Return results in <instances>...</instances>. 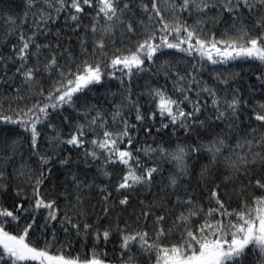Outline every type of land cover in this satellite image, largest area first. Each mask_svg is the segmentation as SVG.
I'll return each mask as SVG.
<instances>
[{
  "label": "snow or ice",
  "instance_id": "6c2138e0",
  "mask_svg": "<svg viewBox=\"0 0 264 264\" xmlns=\"http://www.w3.org/2000/svg\"><path fill=\"white\" fill-rule=\"evenodd\" d=\"M0 264H264V0H0Z\"/></svg>",
  "mask_w": 264,
  "mask_h": 264
},
{
  "label": "trees",
  "instance_id": "16d2710c",
  "mask_svg": "<svg viewBox=\"0 0 264 264\" xmlns=\"http://www.w3.org/2000/svg\"><path fill=\"white\" fill-rule=\"evenodd\" d=\"M6 2H16V0H6ZM244 72L247 73L249 71V69L245 66L244 67Z\"/></svg>",
  "mask_w": 264,
  "mask_h": 264
}]
</instances>
